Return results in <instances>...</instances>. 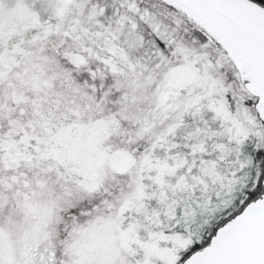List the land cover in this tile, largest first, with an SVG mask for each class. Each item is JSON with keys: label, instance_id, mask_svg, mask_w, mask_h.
Masks as SVG:
<instances>
[{"label": "snow or ice", "instance_id": "obj_1", "mask_svg": "<svg viewBox=\"0 0 264 264\" xmlns=\"http://www.w3.org/2000/svg\"><path fill=\"white\" fill-rule=\"evenodd\" d=\"M0 264H264V0H0Z\"/></svg>", "mask_w": 264, "mask_h": 264}]
</instances>
